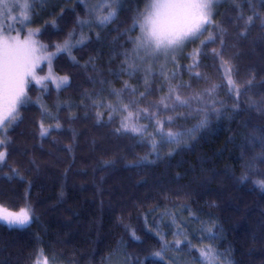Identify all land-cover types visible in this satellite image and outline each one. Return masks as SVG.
Returning a JSON list of instances; mask_svg holds the SVG:
<instances>
[{
    "label": "trees",
    "instance_id": "obj_1",
    "mask_svg": "<svg viewBox=\"0 0 264 264\" xmlns=\"http://www.w3.org/2000/svg\"><path fill=\"white\" fill-rule=\"evenodd\" d=\"M56 1L33 23L39 29L34 39L50 53L70 33L77 37L78 21L88 17L85 2ZM145 1H121L112 23L91 26L71 56L48 63L53 76L69 78L68 86L30 83L28 103L0 147L7 153L0 163V205L12 211L29 207L32 220L26 227L0 222V264H36L44 257L60 264H107L116 257L124 264H180L175 258L183 253L186 264H196L197 250L208 245L224 254L221 264H264V191L254 183L264 180L256 174L264 173V164L251 174L247 168L261 152L253 137L264 129V3L217 0L208 32L186 43L175 59H157L150 74L144 64L129 75L123 53L133 47L129 38L140 35L138 27L131 29ZM254 13L260 18L249 24ZM209 33L216 41L202 45ZM213 49L231 65L238 97ZM214 85L212 96L203 97L206 103L193 102L192 109L153 107L171 87L186 98ZM113 90L119 95H110ZM125 104L133 113L129 124L148 126L143 135L117 131L127 116L118 110ZM144 109L160 120L176 117L163 131L185 132L181 142L161 144L151 126L155 120L135 119ZM41 123L49 129L44 137ZM246 174L249 180L241 182ZM162 249L163 259L153 255Z\"/></svg>",
    "mask_w": 264,
    "mask_h": 264
},
{
    "label": "snow or ice",
    "instance_id": "obj_2",
    "mask_svg": "<svg viewBox=\"0 0 264 264\" xmlns=\"http://www.w3.org/2000/svg\"><path fill=\"white\" fill-rule=\"evenodd\" d=\"M47 0H15V3L9 4L8 0H0V19L4 20L3 24H0V147H5L8 142V130L19 119V109L21 106L28 103V87L30 83L35 81L36 84L41 85L42 88H46V81H51L55 84L57 89L64 88L69 84V78L67 76L55 77L49 71L47 76H38L36 69L41 62L47 61L51 64V61L55 56L60 54H67L71 56L72 49L81 46L85 43L83 35L78 40L73 42L76 35L75 32L70 33L68 39L64 42L63 46H57L56 53H50L47 51V46L38 44V41L34 37L39 35V29L29 28L27 35L21 39L19 34L16 36L6 35L5 30L8 32L17 31L15 24H20V31L27 28L31 22L32 13L35 10L37 4L43 5ZM217 0H146L145 9L143 12L137 10L136 15L133 17L132 29L139 28L140 35L130 37V41L133 45L130 51L123 53L124 63L128 66L129 75L135 74L140 70V66L147 64L145 72L150 74L152 72V63H155L161 56L165 58L171 57L175 59L174 53L181 49L188 42H195L206 32H208V26L214 24L213 21V9ZM264 3V0H261ZM119 0H99V2L93 7H89V19L79 20L78 23L81 26L87 25L89 28L95 24L101 28L113 22L117 15V7ZM19 9L18 16H12V12ZM104 12L105 14H100ZM260 17L254 13V16L248 18V23L251 24L253 19H259ZM11 19L13 24H7V20ZM55 22L53 21V24ZM264 23V21H262ZM218 27V26H217ZM217 37L213 33H209L206 40H201L202 45H206L209 42H215ZM223 44V41H220ZM213 53L220 56L222 59V53L213 49ZM200 51L196 50L195 55H199ZM75 61V58L72 57ZM151 61V63H149ZM222 63L225 66V71L228 74V85L230 86V92H235L237 97L241 94L236 82L231 78L232 67L228 61L222 59ZM198 66L194 63L192 67ZM161 74H163V68H161ZM199 77V73L196 74ZM176 78V73H172V79ZM147 82V81H146ZM248 85L252 84V81H247ZM127 87V85L125 86ZM179 87V86H178ZM190 87V85H189ZM217 86H213L211 89H206L204 93H194L189 97H182L176 87H171L166 97H162L159 104L153 105L158 111L161 106L163 110L175 111L177 108L192 109L193 102L206 103L203 99L207 94L209 97L215 92ZM110 95L118 96L119 93L113 90ZM144 96V93L140 94ZM174 97V99H173ZM165 100L172 101L171 104L166 103ZM97 107H107L112 111H117L111 104L103 105L96 104ZM214 103V101H213ZM129 105L125 104L119 111L127 112V116L121 124V128L117 131L123 130L124 132H132L133 134L143 135L147 131L148 126L137 127L134 123L129 124V121L133 119V113L128 110ZM196 112L202 111V109H195ZM191 114V112L189 113ZM102 114L97 113L99 118ZM149 121L155 120V124L151 125L155 129V135L160 136V143H176L181 142L185 132L182 131H168L164 132L163 128L165 123L171 126L174 123L176 117L168 116L167 120H160L156 117V113L148 114V110L144 109L137 113L135 119H139L140 116ZM111 114L109 119H111ZM207 120L199 121V126L204 127ZM59 128V124L56 125ZM40 135L44 137L48 134L49 129L44 127V124L40 125ZM191 135L192 130H187ZM152 139L153 151L157 149V142L154 137ZM253 143L255 146L261 148V152L252 157L251 162L247 165L249 174L252 173L254 166L264 164V129L261 130L259 136L253 137ZM6 151H0V163H3L6 158ZM249 174L241 177V182L249 180ZM258 175H264V173L257 172ZM262 191H264V180H258L254 182ZM32 215L29 207L20 208L19 211H12L2 205H0V221L7 222L10 227H26L30 224ZM206 231L209 236H213L212 229H201ZM181 232L175 233V235H181ZM134 235V234H133ZM139 239L138 237H135ZM214 238V236H213ZM186 247L191 248L192 245L187 241L183 242ZM182 241L177 239L175 241V247L179 248ZM198 255L194 258L196 264H221V260L224 254L219 252L215 247L208 245L199 248ZM163 249L161 251L153 253L157 258L163 259ZM55 258L53 257V260ZM43 264H49L48 258L44 257ZM224 264H231L230 261H224Z\"/></svg>",
    "mask_w": 264,
    "mask_h": 264
},
{
    "label": "rangeland",
    "instance_id": "obj_3",
    "mask_svg": "<svg viewBox=\"0 0 264 264\" xmlns=\"http://www.w3.org/2000/svg\"><path fill=\"white\" fill-rule=\"evenodd\" d=\"M52 1V4L54 3V4H57V1L56 0H51ZM65 2L66 1H68V0H64ZM82 2H85L84 4H85V6H86V11H87V19H89L90 18V16H89V12H88V9H89V7H93L94 5H96L98 2H99V0H81ZM121 1H123V0H119V5H118V7L120 6V4H121ZM8 2H9V4H13V3H15V0H8ZM49 2H50V0H47V2L46 3H44L43 5H41V4H37L36 5V7H35V10H34V12L32 13V16H31V22L29 23V25H28V27L27 28H24L23 29V31H20V24L19 23H16L15 24V28L17 29V31H12V32H8L7 30H5V34L6 35H11V36H16L17 34H19V36H20V38L21 39H23L26 35H27V32H28V30H29V28H31V29H33V30H35V29H38L37 27L36 28H34V25H33V23L35 22L36 23V20L37 19H39V16H41V15H43L45 12H46V8H48L49 7ZM145 4H146V1H145ZM217 5V2H216V4H215V6ZM215 6H214V9H213V16H214V13H215V11H216V9H215ZM118 7H117V10H118ZM145 9V5H144V7H143V10ZM19 9L17 8L15 11H13L12 12V16H18L19 15ZM50 13V12H49ZM101 15L102 14H105L104 12H101L100 13ZM51 15H52V13H51ZM50 15V16H51ZM35 16V17H34ZM4 23V20L3 19H0V24H3ZM7 24H13V21L11 20V19H8L7 20ZM93 26V28L95 27V26H97V25H95V24H93L92 25ZM84 28H86L87 30H85ZM80 29L82 30V31H80L79 30V32H78V34H77V37H75L74 39L76 40H78V39H80L81 38V35H83V37L85 38V37H87V34H88V32H90L89 30V27L86 25H84V26H81L80 27ZM93 30V29H92ZM85 31V32H84ZM96 31V30H95ZM25 35H24V34ZM75 42V41H74ZM186 45V44H185ZM185 45L181 48V49H178L173 55H174V57L175 56H177V55H179L180 53H182L183 52V50H184V47H185ZM172 58L171 57H169V58H165V57H163V56H161L160 58H159V60L161 61V63H162V61H165V62H169L170 60H171ZM41 66H43V70L39 73L38 72V69H40V67ZM49 71H51L50 70V66H49V64H48V62L47 61H43V62H41L40 63V65L37 67V69H36V72H37V75L38 76H47L48 75V73H49ZM46 82H50L54 87H55V84H53L51 81H46ZM32 83H34L35 85H37V86H40L39 84H36L35 83V81H33ZM56 88V87H55ZM0 222H3V221H0ZM3 223H6L7 224V222H3ZM181 254V253H180ZM184 254V253H183ZM183 254L182 255H180V256H178L177 258H175V260H178V261H182L180 264H186V262L184 261V256H183ZM188 254V253H187ZM198 254V253H197ZM184 255H186V253L184 254ZM43 259H40L39 261H37V263L36 264H43ZM49 264H60V263H57V262H53V263H50L49 262ZM107 264H124V262L120 259V258H113L110 262H108Z\"/></svg>",
    "mask_w": 264,
    "mask_h": 264
}]
</instances>
